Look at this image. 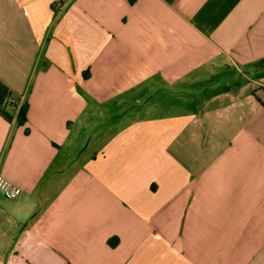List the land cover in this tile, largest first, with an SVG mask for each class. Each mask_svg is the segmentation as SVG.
Masks as SVG:
<instances>
[{
  "label": "crops",
  "instance_id": "0c3cea01",
  "mask_svg": "<svg viewBox=\"0 0 264 264\" xmlns=\"http://www.w3.org/2000/svg\"><path fill=\"white\" fill-rule=\"evenodd\" d=\"M258 90L264 0H0V264H264Z\"/></svg>",
  "mask_w": 264,
  "mask_h": 264
},
{
  "label": "rangeland",
  "instance_id": "374dc122",
  "mask_svg": "<svg viewBox=\"0 0 264 264\" xmlns=\"http://www.w3.org/2000/svg\"><path fill=\"white\" fill-rule=\"evenodd\" d=\"M228 80H219L218 84L216 83L215 85H205L203 88L195 86L192 88V90L188 91L192 95L191 97V103L190 105L186 106L185 109L187 110H196L198 106L202 103L204 99L210 94H218L220 92H224L223 88L225 86L226 89H229V87H232V82L233 80H230L229 78H226ZM254 95H256L257 100H262L261 98L264 97V92H260V90L255 91ZM179 97V96H178ZM188 97V96H187ZM255 97V98H256ZM179 99L177 98V101Z\"/></svg>",
  "mask_w": 264,
  "mask_h": 264
},
{
  "label": "built area",
  "instance_id": "2783aa9c",
  "mask_svg": "<svg viewBox=\"0 0 264 264\" xmlns=\"http://www.w3.org/2000/svg\"><path fill=\"white\" fill-rule=\"evenodd\" d=\"M10 103L11 100L7 102V105L10 106ZM15 114H17V111L15 112ZM0 192L2 193L4 198L8 200H14L21 195L22 190L21 188L12 184L10 181H8L7 179H5L3 176L0 175Z\"/></svg>",
  "mask_w": 264,
  "mask_h": 264
},
{
  "label": "trees",
  "instance_id": "16d2710c",
  "mask_svg": "<svg viewBox=\"0 0 264 264\" xmlns=\"http://www.w3.org/2000/svg\"><path fill=\"white\" fill-rule=\"evenodd\" d=\"M11 103L10 106L14 116L16 118V121L19 125L23 126L27 122V113H28V105L26 102L20 104V102L15 101L14 99H10ZM17 111V114L15 112Z\"/></svg>",
  "mask_w": 264,
  "mask_h": 264
}]
</instances>
